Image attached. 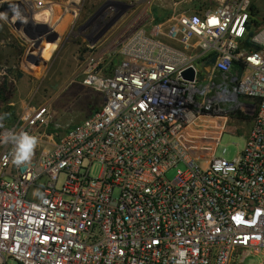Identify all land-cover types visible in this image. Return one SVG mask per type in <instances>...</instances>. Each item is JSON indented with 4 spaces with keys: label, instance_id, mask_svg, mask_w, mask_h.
<instances>
[{
    "label": "built area",
    "instance_id": "built-area-1",
    "mask_svg": "<svg viewBox=\"0 0 264 264\" xmlns=\"http://www.w3.org/2000/svg\"><path fill=\"white\" fill-rule=\"evenodd\" d=\"M250 5L163 21L142 8L80 68L98 111L58 136L45 103L0 130V264H264V24L247 45ZM238 109L257 111L246 143L217 157ZM21 132L39 143L17 166Z\"/></svg>",
    "mask_w": 264,
    "mask_h": 264
},
{
    "label": "rangeland",
    "instance_id": "rangeland-1",
    "mask_svg": "<svg viewBox=\"0 0 264 264\" xmlns=\"http://www.w3.org/2000/svg\"><path fill=\"white\" fill-rule=\"evenodd\" d=\"M7 1L20 5L0 14V90L6 98L0 102V130L14 123L23 109L48 103V127L59 136L101 108L103 95L82 84L80 68L95 51L108 47L135 13L145 8L163 21L175 12L230 0H0V6ZM250 3L259 14L258 24H264V0ZM117 60L113 54L107 62L116 65ZM256 112L238 109L232 114L215 156L232 160L238 155ZM179 169L183 164L167 171L166 177L174 179ZM100 172L99 163L90 167V177L98 178ZM64 180L61 175L59 185Z\"/></svg>",
    "mask_w": 264,
    "mask_h": 264
},
{
    "label": "clouds",
    "instance_id": "clouds-1",
    "mask_svg": "<svg viewBox=\"0 0 264 264\" xmlns=\"http://www.w3.org/2000/svg\"><path fill=\"white\" fill-rule=\"evenodd\" d=\"M38 143V138L27 132H21L15 136V149L12 153L13 163L20 166L29 162Z\"/></svg>",
    "mask_w": 264,
    "mask_h": 264
},
{
    "label": "trees",
    "instance_id": "trees-1",
    "mask_svg": "<svg viewBox=\"0 0 264 264\" xmlns=\"http://www.w3.org/2000/svg\"><path fill=\"white\" fill-rule=\"evenodd\" d=\"M258 19H259V14L258 12L255 10L253 5H250V24L248 26L249 29V33L247 36V40L245 41L247 45L254 47V45L250 44L249 39L252 35H253V30L255 28H258L261 26V24H258ZM6 98L4 97V91L0 90V102H5ZM241 118V117H240Z\"/></svg>",
    "mask_w": 264,
    "mask_h": 264
},
{
    "label": "water",
    "instance_id": "water-1",
    "mask_svg": "<svg viewBox=\"0 0 264 264\" xmlns=\"http://www.w3.org/2000/svg\"><path fill=\"white\" fill-rule=\"evenodd\" d=\"M19 5H20V2H19V1H7V2H3V3L1 4V6H0V14L4 15V11H5L6 9H9V8H15V7L19 6ZM4 16H5V15H4ZM10 17H12V14L9 15V18H10ZM185 74H186L187 76H189V78H191V79L193 78V75H194L192 69L186 71Z\"/></svg>",
    "mask_w": 264,
    "mask_h": 264
},
{
    "label": "crops",
    "instance_id": "crops-1",
    "mask_svg": "<svg viewBox=\"0 0 264 264\" xmlns=\"http://www.w3.org/2000/svg\"><path fill=\"white\" fill-rule=\"evenodd\" d=\"M230 127H231V126H230ZM232 128H233V127H231V129H232ZM234 129H237V127H236V128H235V127L233 128V131H236V130H234Z\"/></svg>",
    "mask_w": 264,
    "mask_h": 264
}]
</instances>
